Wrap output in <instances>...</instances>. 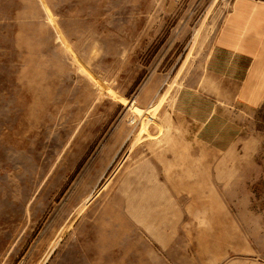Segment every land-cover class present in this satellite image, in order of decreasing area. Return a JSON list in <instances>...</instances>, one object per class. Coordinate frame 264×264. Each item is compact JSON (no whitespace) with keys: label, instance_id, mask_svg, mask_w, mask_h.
<instances>
[{"label":"rangeland","instance_id":"obj_1","mask_svg":"<svg viewBox=\"0 0 264 264\" xmlns=\"http://www.w3.org/2000/svg\"><path fill=\"white\" fill-rule=\"evenodd\" d=\"M218 4L0 0V264H264V103L219 104L241 125L225 153L174 114L186 88L233 98L205 74ZM121 127L107 178L77 187ZM147 158L162 187H122Z\"/></svg>","mask_w":264,"mask_h":264},{"label":"crops","instance_id":"obj_2","mask_svg":"<svg viewBox=\"0 0 264 264\" xmlns=\"http://www.w3.org/2000/svg\"><path fill=\"white\" fill-rule=\"evenodd\" d=\"M218 5L219 23L205 60V74L232 84L233 98L213 84H206L204 90L186 88L174 100V114L193 127V141L200 147L225 153L235 145L241 125L220 111L219 104L234 100L243 108L256 109L264 103V0H230ZM215 97L229 98L218 102ZM127 140L124 128H117L93 161L85 162L77 187H100ZM121 181L122 187H162L161 169L151 158L140 160Z\"/></svg>","mask_w":264,"mask_h":264},{"label":"built area","instance_id":"obj_3","mask_svg":"<svg viewBox=\"0 0 264 264\" xmlns=\"http://www.w3.org/2000/svg\"><path fill=\"white\" fill-rule=\"evenodd\" d=\"M229 1H230V0H216L217 3H219V4H223V5L228 4Z\"/></svg>","mask_w":264,"mask_h":264}]
</instances>
